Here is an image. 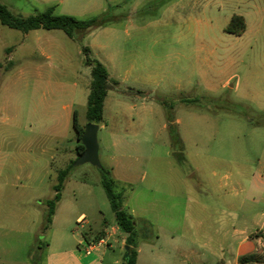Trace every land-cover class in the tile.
Masks as SVG:
<instances>
[{
  "label": "rangeland",
  "instance_id": "obj_1",
  "mask_svg": "<svg viewBox=\"0 0 264 264\" xmlns=\"http://www.w3.org/2000/svg\"><path fill=\"white\" fill-rule=\"evenodd\" d=\"M0 3L25 17L54 7L58 16L118 19L74 39L61 30L25 34L0 22V186L13 174L16 184L1 187L0 194L21 198L17 211L33 214L34 264L42 263L48 244L52 250L61 243L66 227L76 245L104 222L109 234L100 235L111 247L105 246L102 263L119 264L126 253L127 235L110 234L116 223L99 170L75 165L80 142L75 117L80 126L88 124L91 68L85 65L84 46L110 76L99 158L136 219L137 247L143 249L138 264L231 259L238 244L234 228L253 230L251 217L239 223L236 211L247 209V190L264 166V0ZM235 15L246 22L240 35L227 31ZM182 99H199L201 107ZM174 132L181 145L173 144ZM66 168L70 175L57 218L43 230L46 201ZM13 206L2 200V215ZM81 214L90 227L76 221ZM249 252L244 248L240 254ZM255 255L264 264V247Z\"/></svg>",
  "mask_w": 264,
  "mask_h": 264
},
{
  "label": "trees",
  "instance_id": "obj_2",
  "mask_svg": "<svg viewBox=\"0 0 264 264\" xmlns=\"http://www.w3.org/2000/svg\"><path fill=\"white\" fill-rule=\"evenodd\" d=\"M118 21L116 16H109L104 14L101 17H92L89 19H78L72 15H54V7L49 8L43 13H38L30 16H22L13 13L6 5L0 3V22L9 28L19 30L25 34L39 29L44 30H61L67 34L68 37L74 39L77 34H87L92 30L106 27L108 24ZM246 29V22L243 16L235 15L227 28L229 33L240 35ZM85 54V65L91 68V82L90 92L87 100L86 118L88 123L101 125L104 121V105L106 97L108 96L111 84L110 76L107 67L99 60L91 58V49L87 46L83 47ZM115 84H118L115 81ZM182 103L186 105H199V99H182ZM226 109V108H225ZM211 111V109H209ZM229 111L230 109H226ZM74 127L77 131V138L80 141L84 132V127L80 126L75 117ZM173 144L181 145V140L176 132L172 135ZM78 156L84 153L85 147L79 142L75 149ZM75 161L71 163V166ZM101 178L100 182L103 186L107 198L110 202L114 220L117 227L127 235L126 245L130 247V251L125 253L124 264L137 263V232L135 217L124 208V194L116 192V181L112 177V172L102 166L98 169ZM70 175V168L61 170L58 174L57 184L53 187L55 195L52 199L46 201L47 212L43 225V230L51 228L53 218L56 213L57 206L62 199V191L65 183ZM87 238V234H84ZM104 237L98 236L95 241H100ZM257 255H245L239 258V264H250L257 262Z\"/></svg>",
  "mask_w": 264,
  "mask_h": 264
},
{
  "label": "crops",
  "instance_id": "obj_3",
  "mask_svg": "<svg viewBox=\"0 0 264 264\" xmlns=\"http://www.w3.org/2000/svg\"><path fill=\"white\" fill-rule=\"evenodd\" d=\"M13 137L15 136L13 135ZM14 178V174L12 176L6 175L4 178V182L0 186V188L2 187L4 191L6 187H15L16 184L11 182V179L13 181ZM239 187V184H237L236 186L233 185L232 191L235 192V194H238L236 190ZM242 190L245 191L244 188H242ZM247 192L249 193L247 197L249 205L244 211L238 209L236 211V214H238L237 219L239 220V223L242 218L246 219V217L250 216V226L253 227V230L251 232H248V227H245L244 229H240V227L234 228L233 235L237 237L238 244L236 247L232 246V249L233 252L236 253L232 254V258L228 259L226 262H222V264H239V258L245 256L240 254L241 250L244 248H247L248 251H250L247 255H252L257 254L259 251H262V247H264V166L262 167V170L258 175H254V179ZM5 199L8 200L9 203H12L14 205V210L4 215H2L0 210V264H34L31 243L34 226L33 214L31 210L28 209L27 211L26 208L24 211H22L21 209L17 211L15 204L17 205V203H21V198L18 199V197H16L15 195L1 196L0 194V203ZM31 203L32 202H29V205H32ZM227 205L228 209L235 210L233 203H227ZM154 206V209L156 210V204H154ZM146 212L144 211L142 215H145ZM82 217L85 218L83 221V223H85V226L90 227L91 223L87 219V216L85 214H81L76 221H80ZM56 218L57 214L55 213L51 227H53ZM142 221L144 227L149 226L150 223H148V220L142 219ZM146 223L148 224L146 225ZM151 223L159 227L157 221H152ZM42 224L44 225V222H42ZM107 225L109 224L104 222L103 225H101V228L98 230H92L90 228L86 232L87 238H84L83 236L82 239L77 241L75 240L76 245H72L70 243V228L66 227L62 231L63 235L61 238V243L58 246L52 248V250L50 247L51 244H48V250L46 251L44 259L43 261L41 260V262L43 264H103L102 256L106 253L105 246L111 247V244L105 240V237L109 234L107 232ZM119 231L120 229L117 227V225H115L111 227L112 233L110 234H118ZM103 232L106 235L103 240L107 243V245L105 244L97 246L92 249L90 254H87V244L97 243L98 241H95V239ZM126 238L127 236L124 239V244H126ZM144 241L150 246L151 243H153L152 240ZM142 251V246L138 245L136 264L139 263ZM188 251H190L189 248ZM116 263L124 264V257L121 262ZM250 264L262 263L260 261H257Z\"/></svg>",
  "mask_w": 264,
  "mask_h": 264
},
{
  "label": "water",
  "instance_id": "obj_4",
  "mask_svg": "<svg viewBox=\"0 0 264 264\" xmlns=\"http://www.w3.org/2000/svg\"><path fill=\"white\" fill-rule=\"evenodd\" d=\"M100 126L98 124L88 123L84 127L83 135L80 138L81 144L85 147V151L81 154L75 165L90 164L97 169L102 168L99 158V144H98V131ZM126 251H130V247L126 246Z\"/></svg>",
  "mask_w": 264,
  "mask_h": 264
},
{
  "label": "built area",
  "instance_id": "obj_5",
  "mask_svg": "<svg viewBox=\"0 0 264 264\" xmlns=\"http://www.w3.org/2000/svg\"><path fill=\"white\" fill-rule=\"evenodd\" d=\"M84 217H82L81 219H80V223H83V221H84ZM107 245V243L102 239V240H100V241H98L97 243H93V244H87V254H90L91 253V251H92V249H94L95 247H97V246H100V245Z\"/></svg>",
  "mask_w": 264,
  "mask_h": 264
}]
</instances>
